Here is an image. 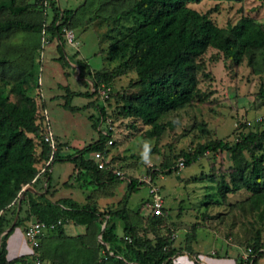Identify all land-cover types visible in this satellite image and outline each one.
<instances>
[{"label":"rangeland","instance_id":"374dc122","mask_svg":"<svg viewBox=\"0 0 264 264\" xmlns=\"http://www.w3.org/2000/svg\"><path fill=\"white\" fill-rule=\"evenodd\" d=\"M114 1L121 5L126 0H55L59 9L75 10L72 21L76 26L71 28L76 49L63 43L66 66L56 60L57 40L47 39L46 34L42 42L36 31L17 29L0 42V57L8 59L0 65V78L3 79L0 87L7 93L10 86L20 80L23 88L29 87L28 94L36 110H40L42 104L46 111L60 157L48 166L49 184L56 188V196H71L78 203H91L100 212L124 206L136 223L137 233L142 235L146 231L145 234L152 237L146 225V217H150L148 186L141 181L149 176L150 183L160 188L162 207L166 211L161 222L164 224L157 228L159 233L165 232L166 228L169 230L177 250L174 264H233L235 257L245 259L249 255L254 238L261 246L257 264H264L262 205L249 206L250 191L244 188L227 192L223 199L218 198L217 182L223 178L228 183V172L232 167L227 153L207 151L187 166L176 167L178 159H183L180 152H191L208 138L232 143L238 138L234 128L240 124H243L239 126L240 133L259 132L264 128V75L251 71L245 60L233 65L219 52L208 48L201 55L204 69L198 74V87L207 96L164 115L160 119L162 128L156 134L150 125L123 116L120 111V97L137 92L133 69H126L108 82L110 96L100 99L90 95L92 79L89 73L111 71L117 66L118 61L108 60L105 52L119 37V31H125L133 23L122 16L113 18V11L125 7L116 6ZM33 2L14 1L15 4L30 5ZM98 5H101L100 9L95 10ZM188 6L206 12L219 27L233 23L240 15L250 16L264 26V0H201L197 4L188 3ZM37 12L31 7L27 17H18L35 23L39 19ZM49 19L50 12H47L46 21ZM75 59L86 62L87 68L76 66ZM71 91L76 94L67 97ZM8 98L15 100L16 96L8 93ZM64 100H67V107L63 106ZM97 105H102L105 115L94 129L88 116H97ZM102 130L108 131V139L112 141L109 145L105 142L104 146L109 163L124 178L120 182H105L101 187L87 186V177L81 174L75 177L67 156L94 141ZM34 142L37 144L38 139ZM167 168L172 171L164 174ZM129 179H135L137 187L131 193L126 186ZM246 182L249 184V179ZM49 190L51 195L53 191ZM105 219L104 216L102 224ZM114 223L116 233L120 235L121 222L115 219ZM63 228L66 234H79L85 229L71 222ZM13 230L22 232L18 227ZM21 235L25 250L22 256L26 258L16 264H33L27 257L32 254V248L23 233ZM187 246L196 260L185 252ZM40 264L51 263L47 259L41 260Z\"/></svg>","mask_w":264,"mask_h":264},{"label":"trees","instance_id":"16d2710c","mask_svg":"<svg viewBox=\"0 0 264 264\" xmlns=\"http://www.w3.org/2000/svg\"><path fill=\"white\" fill-rule=\"evenodd\" d=\"M14 1L0 0V42L17 29L36 31L40 37V31L44 28L47 39L57 40L56 60L61 66H66L61 28L66 26L72 30L76 26L72 21L75 10L59 9L55 0H48L51 16L46 21L47 8L42 7L39 0H34L31 5L15 4ZM200 1L126 0L121 5L119 1H114L116 6L125 7L113 11V18L122 16L133 23L125 31H119V37L109 44L105 52L108 60L118 61L117 66L111 71L89 73L94 86L90 95L99 96L98 90L102 87L108 88L106 97L110 96L108 82L122 75L126 69H133L137 92L120 97V111L123 116L150 125L158 134L162 128L160 119L164 115L207 96L198 87V74L204 69L201 55L208 48L219 52L233 65L245 60L251 71L264 75V26L250 16L240 15L233 23L219 27L206 12L201 13L188 6V3L197 4ZM31 7L38 11L39 19L35 23L19 18L27 17ZM97 7L95 10H99L101 5ZM72 57L75 55L72 54ZM7 60L1 56L0 65ZM75 65L87 68L86 62L80 59H75ZM0 82H3L2 78ZM28 92L29 87L23 88L20 80L13 83L7 93L0 87V264H16L26 258L19 256L7 260L6 238L14 228L24 230L28 222L35 220L53 226L38 237L37 247L27 256L32 261L37 259L40 263L48 259L51 264H174L177 250L169 230L166 228L165 232L159 233L157 228L164 224L161 223L166 211L163 207L158 215L149 211L146 225L152 237H148L146 231L142 235L137 233L136 223L124 206L100 212L91 203L78 205L69 198L51 202L47 198L50 188L47 169L50 164L38 174L39 166L50 153V148L43 141L46 129L42 125L40 110L44 108L41 104L40 110H36ZM8 93L15 94V100H9ZM75 94L68 92L67 97ZM63 106L67 107V100H64ZM96 111L97 116H88L94 129L105 115L102 105H97ZM239 126L234 128L238 138L232 143L208 138L191 152L182 151L179 155L187 166L204 152L225 151L232 167L228 172V183L223 178L217 182L218 198L223 199L227 192L244 188L250 191L247 197L249 206L261 204L264 211V128L259 132L240 133ZM35 138L38 139L37 144ZM107 140L108 136L98 132L94 141L67 156L73 165L75 177L85 175L87 186L94 184L101 187L105 182L121 180L110 170L98 169L89 158L94 151L106 153L104 146ZM58 154L55 142L51 161L59 160ZM171 171L172 168H167L164 174ZM150 174L153 175L152 172ZM40 177L44 185L36 188L35 183ZM135 182V179L128 180L126 186L129 193L136 190ZM24 186L26 188L21 191ZM37 190L43 192L37 194ZM19 195L21 198L16 213ZM104 216L105 223L97 239ZM115 219L121 222L120 235L116 233ZM68 222L84 226L86 232L66 235L63 226ZM260 248V243L254 238L249 255L245 259L235 257L233 264H257ZM185 252L196 260L188 246Z\"/></svg>","mask_w":264,"mask_h":264},{"label":"built area","instance_id":"2783aa9c","mask_svg":"<svg viewBox=\"0 0 264 264\" xmlns=\"http://www.w3.org/2000/svg\"><path fill=\"white\" fill-rule=\"evenodd\" d=\"M39 3L41 4L42 7L47 8V11H46V13H47L48 12V0H39ZM50 16H51V14H50ZM43 29L40 31V35H41L40 39L42 42L45 41V31ZM61 30H62L61 38H62L64 44L67 43L71 47L76 49L73 31L71 29L67 28L66 26H62ZM93 87H94L93 83L91 82V85H90L91 91H93ZM107 91H108V88L99 89L98 90L99 98L100 99L106 98ZM40 114L42 116V125L46 129V132L43 135V141L50 148V153H49V156L47 157V159L43 162L42 166L39 168L38 173L43 172L45 167H47V165H49L51 163L52 151L55 149V142H54V138H53V133L50 129V125L48 122V117L46 116L45 109H41ZM243 122H245V121H243ZM245 123L248 124V122H245ZM236 125H237V123L234 126H236ZM101 133L103 135L108 136V131L102 130ZM111 142H112L111 139L107 140L108 145L111 144ZM89 158L93 161V163L95 164V166L98 169L110 170L118 178H120V179L124 178V177H122V173L120 171L114 169L112 167V164L109 163L108 155L106 153H102L100 151H94V152L89 154ZM183 165H184L183 160L181 158L178 159L177 164H176L177 168H181V167H183ZM142 180L148 186L147 208L149 209V211H151L152 214L158 215V214H160V209L162 207L160 188L158 186L150 183L149 176L143 177V179H141V181ZM57 223H58V221H57ZM52 226H53V224L47 225V224L40 222V221H37V220L30 221L27 224L26 228L23 230L22 233H23L25 240L30 244V246L32 248L31 253L33 252V249L37 247L38 237L42 234V232L45 229L51 228ZM32 263L33 264H40L37 259H33Z\"/></svg>","mask_w":264,"mask_h":264},{"label":"crops","instance_id":"0c3cea01","mask_svg":"<svg viewBox=\"0 0 264 264\" xmlns=\"http://www.w3.org/2000/svg\"><path fill=\"white\" fill-rule=\"evenodd\" d=\"M109 159V158H108ZM40 168V166H39ZM73 168V166H72ZM71 168V169H72ZM39 174V173H38ZM69 175V174H68ZM67 180V179H66ZM65 180V181H66ZM64 181V182H65ZM62 182V183H64ZM43 186L44 185V182L42 183L41 182V177L38 179V181L35 183V187L38 188L39 186ZM51 186V185H50ZM49 191H53V193L50 195L48 194L47 195V198L53 202L59 198H69V199H72L73 201H75L78 205H83L85 202H81V203H78L74 198H72L71 196H68V197H63V196H56V188L55 187H50V190ZM43 192V190H37L36 193L39 194ZM50 193V192H49ZM70 194V193H69ZM68 194V195H69ZM29 223V222H28ZM17 228V227H16ZM85 228V227H84ZM14 231V230H13ZM12 231V232H13ZM23 232V230H21ZM10 233L8 234L7 238H6V254H5V257L7 260H11L13 258H16V257H19V256H22V255H25L23 253H25L24 251V248H23V238H22V235L20 232L17 233V231H14L15 234L12 235L13 233ZM86 232V229H84V232L82 233H79V234H84ZM66 235H72V236H75L77 234H66Z\"/></svg>","mask_w":264,"mask_h":264},{"label":"water","instance_id":"95a60500","mask_svg":"<svg viewBox=\"0 0 264 264\" xmlns=\"http://www.w3.org/2000/svg\"><path fill=\"white\" fill-rule=\"evenodd\" d=\"M25 188H26V187L24 186V187L21 189V191L24 190ZM20 198H21V195H19V197H18L16 213H17V210H18V204H19V199H20ZM15 217H16V214L14 215V219H15ZM12 224H13V222H12ZM103 225H104V223L102 224L101 229L103 228ZM8 229H9V227H8L6 230H4L3 233H5ZM101 229H100V230H101ZM99 234H100V233H99Z\"/></svg>","mask_w":264,"mask_h":264},{"label":"clouds","instance_id":"9594fccd","mask_svg":"<svg viewBox=\"0 0 264 264\" xmlns=\"http://www.w3.org/2000/svg\"><path fill=\"white\" fill-rule=\"evenodd\" d=\"M145 159H147V148H146V150H145Z\"/></svg>","mask_w":264,"mask_h":264}]
</instances>
